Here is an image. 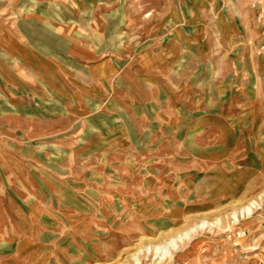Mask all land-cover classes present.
Wrapping results in <instances>:
<instances>
[{"label":"rangeland","instance_id":"rangeland-1","mask_svg":"<svg viewBox=\"0 0 264 264\" xmlns=\"http://www.w3.org/2000/svg\"><path fill=\"white\" fill-rule=\"evenodd\" d=\"M135 1L149 22L154 6L168 9L164 0H120ZM187 10L204 17L194 31L218 47L192 56L194 79L218 78L222 50L238 61L242 95L261 102L259 129L242 131L248 142L230 146L218 173L208 172L216 182L199 190L209 169L192 162L187 192L167 153L140 150L137 131L91 130L88 118L67 119L51 102L26 105L28 117L53 123L25 131L35 122L21 105L0 103V264H264V0H191ZM224 176L233 181L222 190Z\"/></svg>","mask_w":264,"mask_h":264},{"label":"crops","instance_id":"crops-1","mask_svg":"<svg viewBox=\"0 0 264 264\" xmlns=\"http://www.w3.org/2000/svg\"><path fill=\"white\" fill-rule=\"evenodd\" d=\"M176 1L164 0L163 13L161 3L154 6L149 22L138 1L33 0L17 7L0 0V103L21 105L24 120L35 122L25 131L53 123L43 113L28 117L26 105L50 102L62 105L67 119L88 118L91 130L137 131L141 151L167 153L184 191L194 161L209 169L198 176V190L216 182L208 172L218 173L230 146L248 142L243 132L259 129L261 102L242 95L249 87L223 50L218 78L194 79L192 56H215L218 47L194 31L204 17L187 10L191 0ZM184 153L191 160L180 161ZM222 179L227 189L233 179Z\"/></svg>","mask_w":264,"mask_h":264},{"label":"built area","instance_id":"built-area-1","mask_svg":"<svg viewBox=\"0 0 264 264\" xmlns=\"http://www.w3.org/2000/svg\"><path fill=\"white\" fill-rule=\"evenodd\" d=\"M261 49H262V52L264 53V46H262V48H261Z\"/></svg>","mask_w":264,"mask_h":264}]
</instances>
